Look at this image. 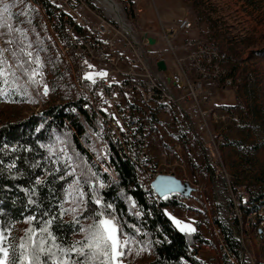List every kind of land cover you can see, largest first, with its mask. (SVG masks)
Returning a JSON list of instances; mask_svg holds the SVG:
<instances>
[{
  "label": "rangeland",
  "instance_id": "374dc122",
  "mask_svg": "<svg viewBox=\"0 0 264 264\" xmlns=\"http://www.w3.org/2000/svg\"><path fill=\"white\" fill-rule=\"evenodd\" d=\"M112 1L118 5L121 19L133 25L132 5L137 3L141 6V1ZM186 1L183 0V4ZM38 2L39 0H0V49L5 50L2 58L17 70L16 74L20 78L17 80L19 88L13 89L9 86L5 95H0V123L4 121L22 122L31 115H38L47 106L55 105L53 102H44L42 95L39 96L43 84H47V95L51 100L57 95L56 92L59 93L62 101L71 100L75 96L68 71L64 69L59 73L62 63L51 52V36L44 24ZM88 2L93 8L107 13V9L100 0H88ZM160 3L161 0L147 1L148 5H156V7ZM4 5L8 6L6 13L2 11ZM187 6L184 4L188 15L199 14L210 24V32L204 38L226 53L230 73L237 74L241 80L236 89L227 88L235 90L238 106L242 107L239 112L234 110V113L240 118L241 126L237 127L230 120L212 126L214 132L220 133L225 141L224 145L218 147L216 151L213 146L200 144L197 141L189 122L177 107L169 106L159 112L156 122L153 124L157 152L162 148H171V144L181 146V149L176 153L177 158L181 159V163L172 170L177 172L178 177L189 181L193 187L196 184L202 185L204 193V199H192L185 203H180L176 197V202L166 206L164 212L170 214L167 217L176 228L178 227L173 223L171 217L184 223H190L195 231L186 233H198L203 238L202 241L197 242V249L194 250L196 257L203 264H225L223 260L224 236L217 222L224 224L233 237V229L239 234L238 224L228 219V208L231 204V194L240 192L244 179L243 171L239 166V156L234 154L236 152L231 144L234 137H228L225 124H228L230 130L246 127L250 130L255 117L257 120L260 118L264 120V0H192ZM109 15L112 16V13ZM9 26L12 31H9ZM135 28L137 27H133L134 30ZM196 29L197 26L192 23V27L188 30V36H198ZM161 46L167 49L168 45L164 39L161 41ZM159 48L160 45H152L151 50L158 52ZM13 51L17 53L15 57L12 56ZM27 52L32 53L31 60L26 55ZM36 56L40 58L39 66L35 63ZM17 60L29 71L36 69L38 73L43 74L39 77V80L42 81L39 87L37 85L25 86L27 76L21 71ZM232 98L233 93L225 92V100ZM257 132H260V138L264 141V129L260 128ZM69 140L68 131L54 132L49 144V151L56 155L62 166V175L58 179L61 182L60 197L63 207L74 206L72 201L65 197V190L73 184L74 180H79L80 190L85 192L84 205H82L84 210L75 217L79 221V225H85L90 222L89 218L93 216V211L86 203L88 187L83 179L87 176V166H93L83 155L71 150ZM62 149H67V152ZM68 155L73 157L77 165L74 174L70 173L69 169H64V165L66 166L68 163ZM156 155L157 153H155ZM52 163L51 166L55 169L56 161L53 160ZM66 173L68 174L66 175ZM136 176L141 188L146 190L148 199L158 201V196L150 187L148 177L142 172H137ZM109 180L111 179L106 177L104 182L100 179L95 185L96 190L102 188L100 187L101 183L104 187L105 182ZM91 192L93 193V191ZM72 198L80 199L74 193ZM126 206L129 214L139 213V208L132 199L126 201ZM193 212H198L199 216L191 217ZM243 219L244 217L241 218L242 222ZM62 220L75 224L76 231L72 235V239L73 241L80 240L83 234L79 231V225L73 220V213L65 212ZM25 225L26 223L17 224L12 229L5 246L11 245L16 248L19 233ZM124 229L123 226H120L121 238L127 235L132 243L125 249L122 257L123 264H142L150 261L153 258V247L148 234L139 227L135 228V233L132 235ZM240 238L242 242L238 241V257L227 250L226 256L231 264H264V228L258 234H255V230L252 229Z\"/></svg>",
  "mask_w": 264,
  "mask_h": 264
},
{
  "label": "built area",
  "instance_id": "2783aa9c",
  "mask_svg": "<svg viewBox=\"0 0 264 264\" xmlns=\"http://www.w3.org/2000/svg\"><path fill=\"white\" fill-rule=\"evenodd\" d=\"M38 3L51 36V52L62 63L59 73L68 71L75 92L68 101H62L58 92L51 100L44 88L39 96L42 95L44 102L67 104L80 123L83 136L72 125L71 131L87 160L107 179H116L114 155L128 159L135 172H142L149 181L158 173L175 175L172 168L181 163L176 156L181 146L171 144V148H162L156 156L150 151L153 124L166 107H177L197 141L213 146L216 151L225 141L212 126L227 120L241 126L233 107L206 102L213 93L212 87L236 89L241 81L237 74L230 73L226 53L201 36L174 43L176 33L192 27L188 17L178 21L173 36L161 32L153 38L151 33L155 29L151 26L135 28L136 32L134 22L131 25L121 19L120 24L108 10L107 13L97 10L88 0H39ZM142 11V6L133 3L134 16ZM162 39L167 42V49L161 46ZM152 45H160L159 51L152 52ZM159 60L164 61L165 70L158 68ZM101 71L106 75H96ZM85 73H91L92 79L86 78ZM202 188L196 184L190 196L176 194V197L180 203L202 200ZM240 188L238 194H231L228 219L238 224L239 237L252 229L258 234L264 228V206L244 215L243 205L248 195L244 185ZM197 216L199 213L193 212L191 217Z\"/></svg>",
  "mask_w": 264,
  "mask_h": 264
},
{
  "label": "trees",
  "instance_id": "16d2710c",
  "mask_svg": "<svg viewBox=\"0 0 264 264\" xmlns=\"http://www.w3.org/2000/svg\"><path fill=\"white\" fill-rule=\"evenodd\" d=\"M70 125L82 135V127L76 121L75 115L69 111L67 104L47 106L38 115H31L22 122L0 123V224L12 231L17 224L26 223L19 233L18 244L20 238L25 236L24 230L30 227L29 222L25 220L26 216L35 217L31 227H43V222L50 217H56L50 230L57 241L64 246L71 245L73 241L75 224L64 222L59 216L61 182L58 178L62 175V166L56 155L49 151L53 133L65 130L70 134L71 150L83 155L87 160L85 151L71 131ZM53 160L56 161L55 169L51 166ZM112 163L116 179L105 182V186L98 190L96 183L100 179L104 182L106 176L98 169L87 166V176L83 180L88 187L86 203L93 214L104 211L115 216L116 223L131 235L137 227L148 234L153 247V258L142 264H203L194 253L197 242L203 238L198 233L180 231L164 212L166 206L176 202V194L158 197L156 202L151 201L146 190L139 185L133 165L128 159L114 155ZM64 167L65 170L69 169L67 165ZM93 173L95 175H92ZM243 174L249 178L248 183L244 184L248 195L243 205V213L246 215L249 211L264 206V169L252 173L246 168ZM38 177L41 180L39 184L36 182ZM89 180L92 181L91 184L87 183ZM93 190L97 198L103 201L99 206L92 200ZM128 199L135 202L139 208L138 214L128 213ZM107 204H111L112 208H106ZM217 224L224 236V263L231 264L226 253L229 250L235 257L239 256L238 240L230 234L224 224ZM5 235L9 237L8 232H5ZM18 251L16 248L17 256Z\"/></svg>",
  "mask_w": 264,
  "mask_h": 264
},
{
  "label": "snow or ice",
  "instance_id": "6c2138e0",
  "mask_svg": "<svg viewBox=\"0 0 264 264\" xmlns=\"http://www.w3.org/2000/svg\"><path fill=\"white\" fill-rule=\"evenodd\" d=\"M3 12H8V6L4 5ZM9 31H12L9 26ZM5 50L0 49V95H5L8 87L13 89L19 88L17 80L20 78L16 74V69L7 64V61L2 58V54ZM17 53L12 52V56L15 57ZM26 55L31 60L32 53L27 52ZM35 63L37 66L40 64L39 56L35 57ZM17 64L20 65L21 71L27 76L25 86L37 85L42 81L35 79L37 75L42 76V73H38L36 69L29 71L27 67L21 65V62L17 60ZM96 75L104 76L106 73L103 71L96 73ZM85 77L92 79L91 73H85ZM45 92L47 91V84H43ZM67 152V149H62ZM67 167L70 173L74 174L76 171V163L71 155L67 156ZM68 173H66L67 175ZM92 175H95L94 173ZM37 184L41 183L40 178H37ZM91 184L92 181H87ZM103 187V184H100ZM79 197V200L73 199L72 194ZM85 192L80 190L79 180H74L72 185H69L65 190V197L72 201L74 206L68 208L63 207V201L59 208V216L63 217L65 212L73 213L74 222L79 225V221L75 219L80 215L84 208ZM92 200L96 205H101L103 201L96 196L95 190L92 193ZM34 203V201H31ZM106 208L111 209L112 205H105ZM170 215L169 213H165ZM47 215V214H46ZM35 217L26 216L25 220L29 222L30 227L26 228L25 236L20 238V243L16 246L18 248V256L16 255V248L5 246L8 241V235L11 229L0 224V264H123L122 257L125 253L126 247L132 243L131 239L124 235L120 236V226L116 223V217L111 214H106L104 211L94 213L90 219V222L85 225H79V231L83 234L80 240H74L71 245L64 246L57 241L56 236L53 235L50 230V226L56 217H50L47 221L43 222V227H31ZM173 223L182 232H194L195 228L190 223H184L183 221L171 217ZM11 223V222H10ZM143 250V249H141Z\"/></svg>",
  "mask_w": 264,
  "mask_h": 264
},
{
  "label": "crops",
  "instance_id": "0c3cea01",
  "mask_svg": "<svg viewBox=\"0 0 264 264\" xmlns=\"http://www.w3.org/2000/svg\"><path fill=\"white\" fill-rule=\"evenodd\" d=\"M132 1H141L140 4L142 6V13L136 16H133L134 25L137 28H144L145 26H151L154 28L155 32L152 35L154 37H158L161 32L169 36H173L172 30L176 28V25L180 19L183 17H188L191 19L192 23L197 26L196 33L198 36L204 37L207 36L210 32V24L205 21L201 17V15L192 13V15H188L187 9L184 8V4L187 6L189 2L192 0H187L183 4V0H161V3L156 5H148V0H132ZM188 7V6H187ZM164 11L161 10V9ZM160 23V24H159ZM161 27V28H160ZM174 43H181L188 36V31L186 32H178L174 36ZM160 44V43H158ZM212 95L206 98V102L209 105H220V106H230L233 107L235 111H241L240 106H238L235 90L222 88L220 86L212 87ZM230 91L233 93V98L231 100H225V92ZM249 124H246V126ZM252 128L249 130L246 128L236 130H230L228 124H225V130L228 132V137H234V140L231 144H233V148L235 149L234 154L239 156V166L242 171L246 168H249L251 172H257L261 169H264V141L261 140L260 128L264 129V120L260 118L257 120L253 119L251 124ZM264 140V139H263ZM249 143V144H248ZM252 143V144H251ZM251 144V145H250ZM245 145V146H244ZM155 138L154 134L151 137V153L155 155L157 153V148L155 147ZM238 147V148H237ZM236 155V156H237ZM177 173V172H176ZM175 175L178 177V175ZM182 179V177H179ZM249 178L247 176L242 180V185L248 183ZM207 248V247H206Z\"/></svg>",
  "mask_w": 264,
  "mask_h": 264
},
{
  "label": "water",
  "instance_id": "95a60500",
  "mask_svg": "<svg viewBox=\"0 0 264 264\" xmlns=\"http://www.w3.org/2000/svg\"><path fill=\"white\" fill-rule=\"evenodd\" d=\"M119 15V12L117 11ZM119 22L122 24L121 17L119 16ZM149 42L153 44L154 40L149 37ZM157 66L160 70H165V63L163 60L157 62ZM151 189L158 197H165L167 195L179 194L182 196H190L194 187L189 181L183 180L173 173H158L149 182ZM233 228V227H232ZM261 231V230H259ZM234 237L239 241L240 237L233 229Z\"/></svg>",
  "mask_w": 264,
  "mask_h": 264
},
{
  "label": "bare ground",
  "instance_id": "6f19581e",
  "mask_svg": "<svg viewBox=\"0 0 264 264\" xmlns=\"http://www.w3.org/2000/svg\"><path fill=\"white\" fill-rule=\"evenodd\" d=\"M100 2L103 4V6L109 11L111 12L114 17L119 20V15L117 14V11L119 12V7L118 5L113 2L112 0H100ZM125 26V25H123ZM128 30V29H127Z\"/></svg>",
  "mask_w": 264,
  "mask_h": 264
}]
</instances>
